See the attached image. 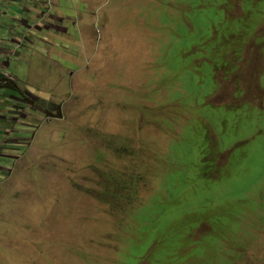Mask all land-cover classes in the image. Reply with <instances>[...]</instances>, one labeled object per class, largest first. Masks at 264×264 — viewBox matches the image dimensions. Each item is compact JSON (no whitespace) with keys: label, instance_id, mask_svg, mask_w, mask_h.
I'll use <instances>...</instances> for the list:
<instances>
[{"label":"rangeland","instance_id":"rangeland-1","mask_svg":"<svg viewBox=\"0 0 264 264\" xmlns=\"http://www.w3.org/2000/svg\"><path fill=\"white\" fill-rule=\"evenodd\" d=\"M262 12L264 0H0V47L10 35L17 45L0 65V78L14 80L0 88V264H125V245L141 235L131 213L170 174L175 198L179 182L221 175L181 194L179 206L220 185L223 201L236 186L232 163L264 151V135L250 139L244 120L264 93ZM197 16L209 25L192 29ZM175 59L185 94L169 73ZM209 132L226 146L241 134L246 142L223 152L204 140ZM111 176L125 178L136 201H117L128 187L102 196ZM249 198L215 237L229 236L219 261L234 248V264H264V184ZM162 204L168 215L173 202ZM210 216L182 253L212 233L221 215Z\"/></svg>","mask_w":264,"mask_h":264},{"label":"trees","instance_id":"trees-1","mask_svg":"<svg viewBox=\"0 0 264 264\" xmlns=\"http://www.w3.org/2000/svg\"><path fill=\"white\" fill-rule=\"evenodd\" d=\"M163 19L165 22H167V18ZM208 22L209 20L207 19L201 22L197 16L193 23H191L192 29H195V27H200L202 30L204 27L209 25ZM187 30L190 31L191 29L187 27ZM179 31L180 32H177V36L179 33L185 34V30H183L181 27L179 28ZM180 63L181 60L175 59L171 65L173 66V70L169 71V73L176 74L177 76L181 75V77H177L174 82L179 84L180 90L185 94L187 91H185L183 87L184 82L182 81V77L186 76V73L180 69ZM7 85L8 83L5 85L2 84L0 85V88H5ZM249 124L251 125L252 129V132L249 134L250 139H252L253 136H257L258 134L264 135V106L263 108L256 110L253 109ZM256 131H262L263 133L259 132L255 134ZM212 137H214L215 141H218V146L219 144L225 146L222 151L225 149H230L233 143L237 145L246 142L243 141V135L241 134L236 138L237 140L235 142L230 140L226 146V139L219 141V139L210 132L205 135L204 140L209 142ZM175 177H178V174H170L168 177H166V181L163 180L160 183L156 193L151 195L148 200L139 203L135 210L131 213V218L134 219L133 222L138 224V230L141 231L142 229L147 235H144L141 242L137 244L133 243L134 240L128 241L129 245L126 248L125 257L127 260L125 261V264H138L145 261H150V264H177L180 259L179 252L183 247V240L186 235L187 226L190 225L188 222L192 219V216L195 219H200V222H205L204 218L207 217V215L210 216V212H212L214 209L218 210L221 215L212 218L214 225L210 227L215 235H209L207 237L206 241L208 247L204 246L202 242L198 241L193 248V252L195 255L200 257L203 256L206 251H208L205 248H209L210 251L215 252L218 244V240L215 237H217V234L220 231L227 227L226 215L237 217L240 212H244L243 206L246 204L250 205L249 194H251V191L255 189L253 186L257 183H262L261 181L264 182V151L259 153L257 156L252 155V157L248 158L245 163H232L231 177L235 179L236 186L231 191L223 193V201H220L217 198L219 192L224 188L223 185H220L215 193L203 194L202 199L199 200L195 205L179 206V203L182 199L181 194L187 195L189 191L190 194H192L197 190H205L207 189V179H210L213 182L214 179L220 178L221 175L218 174V176L213 175L204 177V175L198 174L196 185H185L179 182L178 188L182 190V193L176 198L175 189L174 187H171L173 183L169 184L171 180H175ZM136 178L137 176H135L133 179H130L129 181H136ZM109 181L112 183V187L108 185L103 186V191L101 192L102 196L106 198L113 197L112 194H115L117 190H120L118 188L128 187L124 189L125 195L119 196L117 201H119V199L123 196H125L127 199L125 205H130L136 201V197L131 191L132 187L125 178L116 179L114 176H111L109 177ZM163 199H170L171 202H173V207L170 208L168 215H163V210L165 207V205L162 204ZM241 201H243L242 205L236 206V204ZM255 206V202L251 201L252 211H254ZM220 222L222 224L218 226ZM146 226H148L151 230L147 229ZM151 243L154 245L152 246ZM135 246H137V248Z\"/></svg>","mask_w":264,"mask_h":264},{"label":"clouds","instance_id":"clouds-1","mask_svg":"<svg viewBox=\"0 0 264 264\" xmlns=\"http://www.w3.org/2000/svg\"><path fill=\"white\" fill-rule=\"evenodd\" d=\"M44 15H47V13H42V14H38L36 17H38V21L39 22H41V21H44L45 19L43 18L44 17ZM48 17V16H47ZM49 25H51V24H49ZM48 25V26H49ZM48 28V27H47ZM22 41V40H21ZM16 46V48H17V45H15ZM15 53H16V49H15ZM14 53V54H15ZM14 54H12V55H14ZM4 58H5V56H0V65H1V63L4 61ZM10 78L9 77H7V76H3V78L1 79L0 78V85H5L6 83H9L10 82ZM11 81H14V80H11ZM263 106H264V93H263V95H262V101H261V105L260 106H258V107H256L255 108V110L256 109H259V108H263ZM251 112H253L252 110L251 111H249L247 114L248 115H250L251 116ZM244 120H248V122L251 120V119H248V116L247 117H245L244 118ZM262 132V131H261ZM216 143L218 144V141H216ZM224 149V148H223ZM225 151H228L229 152V149H225V150H223V152H225ZM263 184H264V182H262ZM259 184H261V183H258V184H256V185H254L253 187L254 188H256ZM250 195V194H249ZM148 200V199H147ZM255 204H256V206H255V209H254V211L255 210H257V207H258V204H257V202H255ZM132 217V216H131ZM129 218L130 219V223L132 224V227H134V233H141V235H140V238H139V240H134L133 241V243H135V244H137V243H139V242H141V240L143 239V236L144 235H147L142 229H141V231H139L138 230V224L137 223H135V222H133V218ZM189 222H191V220L189 221ZM189 222H188V224H189ZM201 222H200V219H194V221L193 222H191L190 223V225L189 226H187V231H186V235L185 236H187L188 235V233L191 231V228H193V227H197V226H199V224H200ZM205 223V222H204ZM196 224V225H195ZM206 224H208V223H206ZM186 227V226H185ZM146 228L147 229H150L148 226H146ZM209 229L212 231V229H211V227L209 226ZM144 232V233H143ZM209 235H215V233L214 232H212L211 234H206L205 235V237H204V239H202V240H199L200 242H202V244L204 245V246H207L208 247V244H207V241H206V239H207V237L209 236ZM229 236L228 235H225L223 238H221L220 240H218V244L223 240V239H225V238H228ZM232 237V236H231ZM133 240V239H132ZM229 240H231V238H229ZM198 242V241H197ZM197 242H195L194 243V245L197 243ZM217 244V245H218ZM128 245H129V243H128ZM128 245H125V246H127L128 247ZM151 245L153 246L154 244L153 243H151ZM194 245H191V247H190V250L189 251H191V253H182L181 252V250H180V256L182 257V259L181 260H183L184 258H187V260L189 261V260H193L194 262H192V264H205V262H204V259L205 260H207V258H210L211 259V261H212V263L213 264H234L236 261H237V254H236V252H235V250H234V248L232 249V250H229V251H226L225 253H224V255H223V258L222 259H220V261L218 260V252H217V249H216V251L215 252H213V251H210L209 250V248H205L206 250H208V251H206L204 254H203V256H197V255H195V253L193 252V248H194ZM220 245V244H219ZM124 246V247H125ZM234 246H238V245H236L235 243H234ZM123 247V248H124ZM126 247V248H127ZM118 252V251H117ZM191 256H193V257H195V258H198V259H203L201 262H196V261H198V260H195V259H191ZM184 261V260H183ZM187 263V262H186Z\"/></svg>","mask_w":264,"mask_h":264},{"label":"crops","instance_id":"crops-1","mask_svg":"<svg viewBox=\"0 0 264 264\" xmlns=\"http://www.w3.org/2000/svg\"><path fill=\"white\" fill-rule=\"evenodd\" d=\"M53 28H55V26H51V28L48 27V29H53ZM13 42H15V40H14L13 36L10 35V42L5 44L3 47H0V50L3 49V53H1V54H3L5 56V58H7V57H9L15 53L16 46L14 47L15 44ZM2 63L4 65V61ZM10 79L13 80L12 78H10Z\"/></svg>","mask_w":264,"mask_h":264}]
</instances>
